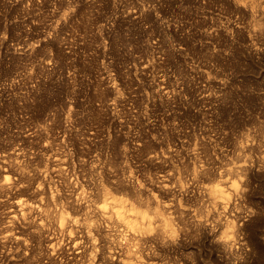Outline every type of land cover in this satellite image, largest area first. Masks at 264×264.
<instances>
[{
    "label": "rangeland",
    "instance_id": "rangeland-1",
    "mask_svg": "<svg viewBox=\"0 0 264 264\" xmlns=\"http://www.w3.org/2000/svg\"><path fill=\"white\" fill-rule=\"evenodd\" d=\"M129 254L264 264V0H0V264Z\"/></svg>",
    "mask_w": 264,
    "mask_h": 264
},
{
    "label": "bare ground",
    "instance_id": "bare-ground-1",
    "mask_svg": "<svg viewBox=\"0 0 264 264\" xmlns=\"http://www.w3.org/2000/svg\"><path fill=\"white\" fill-rule=\"evenodd\" d=\"M259 23H260V22H258V24H259ZM232 186H233V185H232ZM217 187H218V186H217ZM236 187H237V186H236ZM218 188H219V187H218ZM212 189H213V188H212ZM212 189H211V191H213V192L216 191V187H215V190H212ZM220 189H221V188H220ZM233 189L235 190L234 187H233ZM221 190H223V189H221ZM218 191H219V190H218ZM218 191H217V192H218ZM217 192H216V193H217ZM219 192H220V191H219ZM221 192H222V191H221ZM223 192H225V191L223 190ZM235 193H236V192H235ZM214 194H215V193H214ZM219 194H220V193H218L217 196H219ZM237 194H238V193H237ZM213 196H214V195H213ZM224 196H225V195H224ZM230 196H231V195H230ZM220 197H221V196H220ZM220 197H219V198H220ZM222 197H223V196H222ZM222 197H221V198H222ZM107 198H108V197H107ZM214 198H217V197H214ZM221 198H220V199H221ZM223 198H224V199H221V201H220L219 203L217 202V200L215 201V203L217 202L218 205L223 204L222 207L224 208V207H227V205H228V203H229V201H230V198H226V196L223 197ZM212 199H213V197H212ZM217 199H218V198H217ZM231 199H232V198H231ZM214 200H215V199H214ZM106 202H107L106 204H107L109 207H113V208H115L116 206H118V205H120V204L123 203L121 200H118L117 203H116V202H113V201H106ZM119 202H120V203H119ZM20 203H21V202H20ZM220 203H221V204H220ZM23 204H24V203H23ZM23 204H22V206H23ZM106 204H105V208H104V206H102V209H101L102 211H105V209L107 208V205H106ZM103 208H104V209H103ZM135 208H136V207H135ZM135 208H134L133 210H135ZM139 209H140V208H139ZM139 209L135 210L136 213H137V212L140 213L139 215H141V216L144 218V217L146 216V213H145L146 210H145V211H140ZM126 210H127V209H126ZM142 210H143V209H142ZM213 210H214V209H213ZM131 211H132V210H131ZM135 211H134V212H135ZM118 212H119V211H118ZM118 212H116L115 215H117ZM138 213H137V214H138ZM101 214H102V215H108V216L111 215V214H106L105 212H101ZM128 214H129V213H128ZM128 214H127V215H128ZM132 214H133V212H132L130 215L132 216V218H134L135 215L133 216ZM134 214H135V213H134ZM137 214H136V215H137ZM149 214H150V213H149ZM112 215H113V211H112ZM112 215H111V216H112ZM125 215H126V214H125ZM127 215H126V216H127ZM111 216H109V217L111 218ZM131 216H130V217H131ZM137 216H138V215H137ZM206 216H207V215H206ZM122 217H123V216H122ZM61 218L63 219V216H61ZM64 218H65V217H64ZM138 218H139V216H138ZM130 219H131V218H130ZM144 219H145V218H144ZM144 219H143V220H144ZM206 219H207V218H206ZM64 220H65V219H64ZM134 220L137 221V219H134ZM140 221H141V220H140ZM149 221H150V219H149ZM149 221L147 220L148 223H146V224H145V223H142L143 221H141L140 223L145 224V225H144V226L142 225V226H141L140 228H138L137 230H139V229H140V231H142V229H143L144 231H148V230H150V229H151V225H152L153 223L150 225L149 223H150L152 220H151L150 222H149ZM160 221H161V220H160ZM138 222H139V221H138ZM145 222H146V221H145ZM154 222H155V221H154ZM166 222H167V221H166ZM140 223H139V224H140ZM125 225H126V224H125ZM156 225H157V224H156ZM163 225H164V224H163ZM161 227H162L163 229L167 228L165 225H164L165 228H164L163 226H161ZM161 227H160V228H161ZM141 228H142V229H141ZM160 228H159V229H160ZM162 228H161V229H162ZM132 229H134V228H132ZM161 229H160V230H161ZM135 230H136V229H135ZM137 230H136V231H137ZM132 231H133V230H132ZM140 231H139V232H140ZM162 231H163V230H162ZM162 231H161V232H162ZM167 231H168V230H167ZM169 231H170V229H169ZM139 232H138V234H139ZM142 232H143V231H142ZM164 232H165V231H164ZM134 233H135V232H134ZM144 233H146V232H143V233H142V236H145ZM158 233H159V232H158ZM131 234H132V233H131ZM146 234H148V233H146ZM224 234H225V233H224ZM136 235H137V234H136ZM139 235H141V234H139ZM226 235H227V234H226ZM142 236H141V237H142ZM227 236H228V235H227ZM138 237H139V236H138ZM138 237H136L137 239H135V238H134V239L140 242L141 239H139ZM171 237H172V236H171ZM171 237H170V238H171ZM224 237H225V236H224ZM125 238H126V237H125ZM125 238H124V239H125ZM127 238H128V237H127ZM149 238H150V237H149ZM162 238H163V237H162ZM170 238H169V239H170ZM124 239H123V240H124ZM131 239H132V238H131ZM134 239H133V240H134ZM138 239H139V240H138ZM142 239H143V238H142ZM163 239H164V238H163ZM227 239H228V238H227ZM128 240H129V239H128ZM228 240H229V239H228ZM228 240H227V241H228ZM126 241H127V240H126ZM137 241H136V243H137ZM164 241H165V240H164ZM223 241H224V240H223ZM225 241H226V240H225ZM162 242H163V241H162ZM176 242H178V241H176ZM221 242H222V241H221ZM136 243H135V244H136ZM178 243H179V242H178ZM135 244H134V245H135ZM137 244H138V243H137ZM150 244H151V243H150ZM164 244H165V243H164ZM126 245H127V244H126ZM130 245H131V244H130ZM178 245H179V244H178ZM132 246H133V245H132ZM148 246H149V245H148ZM135 248H136V247H135ZM126 249H127V248H126ZM129 249H131V248L129 247ZM133 249H134V248H133ZM146 249H147V247H146ZM152 249H153V248H152ZM224 249H225V248H224ZM153 250H154V249H153ZM134 251H135V252H132V254H133V253H134V254L136 253V250H134ZM137 251H138V250H137ZM138 253H139V252H138ZM144 253H145V252H144ZM132 254H129V255H130V258H129V259H130V260L126 261V264H137V258H136V256H135L136 259H135L134 257H131ZM134 254H133V255H134ZM146 254H147V253H146ZM133 255H132V256H133ZM138 256H140V255H137V257H138ZM138 258H139V257H138ZM142 259H143V258H142ZM124 260H125V258H124ZM135 260H136V261H135ZM140 260H141V259H140ZM122 261H123V260H122ZM122 261H121V262H122ZM144 262H145V260H144ZM150 263H151V262H149V264H150ZM143 264H144V263H143Z\"/></svg>",
    "mask_w": 264,
    "mask_h": 264
}]
</instances>
